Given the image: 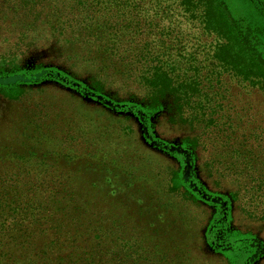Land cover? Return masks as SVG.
<instances>
[{"label":"trees","instance_id":"1","mask_svg":"<svg viewBox=\"0 0 264 264\" xmlns=\"http://www.w3.org/2000/svg\"><path fill=\"white\" fill-rule=\"evenodd\" d=\"M200 35L210 38L208 46L197 41ZM187 42L195 47L191 55ZM78 44L91 48L70 55ZM179 56L192 59L175 62ZM115 59L124 63L126 80L137 76V84L132 81L141 95L105 93L116 90L106 76ZM77 64L99 67L87 74L89 86L77 79ZM223 77L264 93V0H0V118L12 120L11 131L18 132L13 141L0 138L1 248H9L1 245L3 233L7 239L23 233L24 243L34 223L38 230L71 233L85 264H191L187 238L195 227L204 257L263 264V239L238 229L234 210L263 222L264 208L246 212L240 191H208L196 181L203 176L197 166L204 138L222 130L215 116L226 101L218 81ZM8 103L16 104L15 111L5 109ZM67 105L86 106L99 119L68 124ZM149 112L153 127L168 116L167 123L191 134L173 137V145L138 132L135 123L151 127ZM107 117L121 120L123 128L105 124ZM17 119L29 123L18 125ZM234 133L223 134L227 148L215 161L225 162L218 186L232 183L231 176L249 188V199L264 203V158L241 160ZM221 138L211 140L213 151ZM43 147L51 152L39 156ZM143 147L145 156L171 165L159 169L141 154ZM99 155L106 161L93 159ZM148 167L158 169L148 171L150 178L142 175ZM95 173L102 174L101 183L89 177ZM141 178L151 188H142ZM203 210L209 211L204 224Z\"/></svg>","mask_w":264,"mask_h":264},{"label":"rangeland","instance_id":"2","mask_svg":"<svg viewBox=\"0 0 264 264\" xmlns=\"http://www.w3.org/2000/svg\"><path fill=\"white\" fill-rule=\"evenodd\" d=\"M152 14L153 12L149 13V15H152ZM142 36L143 38L145 37V35H142ZM196 37H197V41L201 42L205 46H208L211 41L209 37H205L202 35H200L199 37L198 36ZM187 46H188L187 50L189 52V55H191L195 47L193 46V43H188V42H187ZM89 48L91 47H86V46H83L82 44H78L77 46H75L74 48H71L68 51L70 55H72V53H78L79 55H82V54L86 55ZM196 56L198 57L199 61L203 60L202 55L196 54ZM190 57L191 56H186V57L179 56V58L176 57L173 59L175 62L179 61L180 63H184V62H188L187 59L189 60ZM123 64H124L123 62L120 63L116 61L115 59L114 62H112L109 69H106L107 82L110 81L109 86L115 88L116 90L109 89V92L106 91L105 93H107L108 95H117V97H121V94H119V92H122L123 89H125L129 91H133V93L135 92L134 94H132L133 96H138V92L139 91L143 92V90L139 89L135 85L137 84V76H134L131 79L126 80V75L124 74L126 70L123 69ZM91 68L85 67L84 64L83 66L81 64H79L78 66H75V72L77 73V75L76 74L75 75L78 77L77 79L84 82L86 86H89V84L91 83L90 79H86L87 74H94V75L97 74L99 67L91 66ZM118 68L120 69V71H123V73L119 72V74L121 75V78L115 75L116 70ZM80 70L82 74L80 73ZM191 75H192V72H191ZM229 78L230 77H223V79L218 80L221 82L220 83L221 88L225 91L226 101H224L223 109L220 108L221 112L216 113L217 115L215 116V119H216L215 125L217 123L222 125L223 127L221 126L217 128H220L223 131L222 130L216 131L219 134L213 131L215 133L211 137V140L216 139L218 136H222L223 139L221 138V143H219L214 148V151H213L212 148L214 146L210 148V145H212L211 140L207 139V142H204L206 140L204 138L203 144L201 145L202 147L199 150L200 166H197V169H199L200 174H203V176L205 175L204 172L205 173L207 172L206 171L207 169L209 171H208L207 176L206 175L205 177L200 176L201 181L200 180H196V181L200 183L201 182L204 183L208 187L209 189L208 191H210L211 188H212L211 191H216V192H219V191L222 192L223 189H225V191H231V190L240 191V199L244 197V199L241 202V205L242 207H244L246 212H250V211H255L257 208H264V203L261 202L262 203L261 204L257 201L253 202V200L249 199V196L247 194V191L249 188H245L243 187L242 184H238L237 182H235V180L231 176H230V179H232L231 181L232 183H225L227 181L226 180L225 182H222L223 187L218 186L220 182H218L217 180L219 176H222L224 173L223 168H224L225 162L222 160V163H223V166H222V165H216L215 161H217L218 158L219 160L222 158L221 154L225 152L227 148L226 146L227 144L222 143V142H225L224 135H229V132L231 133L232 130L235 131L234 137H232L233 138L232 142H236L235 145H237L239 149L241 150L240 151L241 160H249L251 158V161H252L257 158L261 160L262 158H264V93L259 92L258 90H256V88H252L247 83H240L234 80H230ZM132 80L135 82V84ZM141 92H139L140 95H141ZM48 95H49L48 96L49 99L52 98L51 96L53 97L58 96L57 94H54V95L48 94ZM128 95H131V93H128ZM64 98L67 103V100L69 98L68 97L67 98L64 97ZM32 102L34 101L32 100L30 104L26 106V109L30 111L33 109V106L31 105ZM50 102L54 103L53 101H50ZM71 107H73L74 109L72 110ZM76 108L77 107H74L71 105H67L65 107L64 109L65 110V120L72 119V118H74V121H76L77 119H82V118L86 120L87 119L92 120L94 118L99 119L98 116L96 115L93 116V114L87 110L88 107L86 106H83L77 109ZM5 109L8 112L15 111L16 104L8 103ZM70 113H74V115L70 116ZM149 113H151L150 116H152L151 117L152 119L151 127L147 129L146 127H144L145 126L144 123H139L138 126H137V123H135V125L134 123H132V125H134L135 130L141 133L142 132L149 133L154 137V139L162 140L165 143H172L170 142V140L173 137H180V136L182 137V136L191 134L190 130H179L175 126H172L169 123H167L166 119L168 118V116L166 117L163 116V118H160L155 123V127H153L154 115H152L153 114L152 112H149ZM22 120L23 119H20V120L17 119L14 121H18L16 122V124L18 125L19 124L21 125L23 121L29 123L28 119H24L23 121ZM226 121H229L228 124H226ZM11 123H13L12 120L7 119L5 121H2V119L0 118V138L6 137V139L8 140H11V141L14 140L15 135L16 133L18 134V132L16 130H15L16 132L11 131L12 126H13V124L11 126ZM57 123H59V121H57ZM67 123L69 124V120L67 121ZM104 123L110 126H113L116 124L119 130L123 128L121 120H114V119L109 118L108 121ZM229 124L232 125V128L229 130H225L226 128L228 129ZM78 127L79 128L75 126L73 129L80 131L81 126H78ZM69 129H71V126H69ZM206 137L208 138V135ZM15 141L17 140L15 139ZM74 144L75 146L79 145L78 143H75V142ZM172 144L174 145V143ZM205 149H209V151L205 152L204 151ZM19 150L20 149H17L16 152ZM139 150L141 152L143 151L141 154L146 159L151 160L153 163H156L159 169L161 168L159 166L163 165L162 166V170H163L167 165L168 166L171 165L168 160H161L159 158L154 157L153 155L145 156L143 154V153H146V150L144 149V147ZM49 152L51 151L43 147L42 149L38 151V155L40 156L41 154H48ZM53 158H54V155L52 153L49 155V157H47V161L52 162ZM83 158H87V157L83 156ZM93 159L100 160L101 162L106 161L105 157L102 155H99L98 157L94 156ZM157 161H160L163 164ZM152 168L154 169L155 172L158 171L156 167H152ZM148 171L154 172V171H151L150 168L148 167L143 170L142 175L147 174L148 178H150L154 174H148ZM219 171H220V174L218 176L217 172ZM101 175H102L101 173H95V174L89 175V177L92 179V181H98L101 183L102 182ZM50 176H51V173L47 172L46 177L48 178ZM148 178H145V179H148ZM157 179L158 178H156V180ZM81 180L83 181L84 186H86V183L84 182V180L83 179ZM112 181L114 183L116 180L112 179ZM145 181L143 178H141V181L139 183L141 187L143 188L144 186H147V189L151 188L150 185L145 184ZM168 181H169V177H168ZM249 186L250 185H248V187ZM255 187L257 186L255 185ZM128 189L131 190V188H128ZM257 189H260V188L257 187ZM255 190L256 188L251 190L252 191L251 193H253ZM125 193H129V192H127L126 190ZM262 194L264 195V193ZM241 209L242 208L236 207V209L234 210L235 216H236L234 224L237 227H239L238 229L249 230V231H252L258 234L259 237L263 239L264 241V221L257 222V221H254V220H251L245 217L244 215L245 213L243 214L241 212ZM208 215H209V211L205 210L202 218L200 217L201 221H203V224L207 220ZM26 225H28V222H26ZM44 227H46V229L38 230L37 225L32 223L30 225V232H29L30 237H25L27 239L25 240L24 238V243H20V241L22 240L23 233H18V232L9 233L10 234L9 239H7V237L3 233L4 240L1 242V245L6 244L9 248L4 249V248H1L0 246V264H51V260L53 261V264H57L58 262L61 261V259H64V263H69L71 261L72 263H69V264H73L74 262H76V264H85L84 256L80 254V250H82L80 247V244L77 242V245H76V243L72 242L71 233L60 232L58 230V227L54 229H51V227L49 226H44ZM194 228L193 230H191V233L189 234L187 238V241L193 245V255H192L193 260L190 261L191 264H196L198 263V261L200 264L202 263L204 264V261L208 264H218L219 263L218 260L216 261V259L214 258L204 257V250L202 249V244H201L202 240L200 241L198 239L197 233L196 231H194ZM36 231L40 233L39 236H37ZM13 239H14V243L11 244V246H9L11 243V240ZM18 243H19V246H18ZM153 258L154 257H152V259ZM157 258L159 257H156V259Z\"/></svg>","mask_w":264,"mask_h":264}]
</instances>
